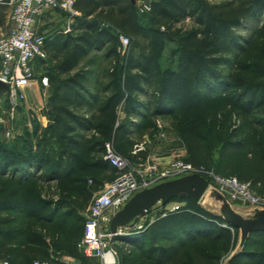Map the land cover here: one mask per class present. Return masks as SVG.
Returning a JSON list of instances; mask_svg holds the SVG:
<instances>
[{
    "label": "rangeland",
    "instance_id": "rangeland-1",
    "mask_svg": "<svg viewBox=\"0 0 264 264\" xmlns=\"http://www.w3.org/2000/svg\"><path fill=\"white\" fill-rule=\"evenodd\" d=\"M198 1L226 16H239L242 22L235 31L238 48L220 68L225 78V90L216 96L211 106L196 115L168 109L163 105L158 84L145 85V93L139 96V113L128 119L119 113L115 130L124 126L131 140L127 145L128 155H120L142 171L152 165L167 168L177 161L190 164L195 157L197 164L216 169L220 173L216 174L221 177L237 179L264 199V9H255L250 0ZM11 11V7L0 9V36L10 30L8 18ZM141 15L145 17V27L166 31V27L159 25L148 13ZM77 17H81L77 10L73 15L47 13V25L42 19L38 28L47 38L64 34L73 39L79 33L75 30ZM103 25L110 27L106 23ZM194 28L195 22L189 18L173 27L171 34L167 33L161 61L165 72L176 70L183 51L181 36L174 33L177 30L187 33ZM121 34L131 40L126 49L119 47L122 65L130 54L138 56L148 52V40ZM46 50V60L33 62L31 71L35 77L44 80L49 102L61 96L59 87L66 77L57 78L55 85L49 84V79L57 74L59 60L50 42ZM115 64L113 58H107V51H93L82 65V69L91 74L90 82L85 85L86 92L98 94L104 100L107 95L103 90L109 84L108 72ZM2 70L0 64V73ZM86 92L82 93L92 102ZM75 110L85 119L93 116L98 119L92 131L80 133L92 150L79 164L70 161L63 154L64 149L51 140L47 133L50 126L48 116L43 113L42 117L37 116L11 92H0V160L3 150L26 154L28 129L33 132L35 123L41 127L37 156L21 162L18 168H0V192L5 195L4 201L0 202V235L6 234L12 242L5 256H10L14 264H31L35 260L53 264L58 259L72 257L76 253V234L79 229H84L93 198L112 178L110 170H97L93 166L104 159V149L97 144L101 133L97 127L103 118L88 107ZM259 121L260 125L257 124ZM230 203L241 210L249 207L243 202ZM31 204L38 207L34 209ZM184 205L179 201L167 206L158 205L151 215L140 220L138 227L124 229L116 247L126 262L152 264L147 259L152 249L168 247L171 242L147 235L146 229L159 217L174 213ZM231 232L232 239H208L203 234H196L198 241L189 243L187 248L189 261L197 263L200 254L205 252L218 257V264H228L239 240V237L235 239V230ZM260 250H263L260 246L250 248L251 252ZM90 261L89 264H95Z\"/></svg>",
    "mask_w": 264,
    "mask_h": 264
},
{
    "label": "trees",
    "instance_id": "trees-1",
    "mask_svg": "<svg viewBox=\"0 0 264 264\" xmlns=\"http://www.w3.org/2000/svg\"><path fill=\"white\" fill-rule=\"evenodd\" d=\"M250 5L255 9H264V0H250ZM75 10L81 17L76 18L75 30L79 33L73 39L64 34L47 38L42 31H38L45 38V50L50 42L56 49L55 57L59 60L57 74L49 79V84L55 85L58 83L57 78L66 77L59 87L61 96L58 99L54 97L49 102L47 100L42 113L50 119L47 133L51 140L64 149L63 154L70 161L77 164L85 161L92 148L80 133L92 131L95 127L94 122L98 121L97 116L90 119L81 117L76 108L88 107L90 110H96L103 118L97 127L101 131L97 144L104 149V153L105 144L113 142L117 153L126 156L127 145L131 143L129 132L124 126L119 131L115 130L118 128L116 123L120 112L126 119L139 113L141 107L139 96L145 93V85L158 84L161 100L168 109L196 115L211 106L216 101V96L225 90V78L220 68L238 48L235 31L242 26L239 16H226L198 0H153L151 11L146 13L159 25L166 27V31L162 32L160 29L145 27L143 23L145 17L132 0H77ZM54 11L66 14L59 10ZM189 18L194 20L196 28L187 33H181L180 30L174 33L181 36L183 51L176 70L165 72L161 61L166 49V35L171 34L173 27ZM104 23L110 27L104 26ZM119 33L148 40V52L140 53L138 56L130 54L122 65L119 50L121 45L119 37L122 34L118 36ZM95 50L107 51V58H113L116 63L108 72L109 84L103 90L107 95L104 100L98 94L86 92L85 88L90 82L91 74L89 70L82 69V65ZM34 79L44 88V80L35 76ZM83 91L91 96L92 102L87 100ZM257 124L260 125L261 122ZM40 129L37 123L33 132L28 129L29 147L26 154L3 150L0 168L7 170L18 168L21 162L35 158L40 150ZM190 164L203 166L220 174L212 167L197 164L195 157ZM93 166L97 170L105 168L110 170L112 174L110 182L117 177V171L104 159ZM4 196V192H0V202L4 201ZM174 201L185 205L174 213L159 217L145 231L147 235L162 238L171 244L168 247L153 248L147 259L152 264H218V257L205 252L200 254L197 263H191L187 248L189 243L198 241L196 234H203L208 239L223 237L232 239L234 238L232 228L221 217L205 210L191 199ZM30 206L34 209L38 207L35 204ZM83 234L84 229H79L76 234V253L70 258L82 264H89L91 261L77 248ZM235 236V239H238V230H235ZM0 238V261L9 260L10 264H14L10 256H5L12 242L6 234L0 235ZM257 246L263 250L250 251L251 247ZM65 259H58L53 264H65ZM47 262L52 264L50 261ZM122 264L130 263L122 256ZM228 264H264V232L252 234L243 252L231 259Z\"/></svg>",
    "mask_w": 264,
    "mask_h": 264
},
{
    "label": "built area",
    "instance_id": "built-area-1",
    "mask_svg": "<svg viewBox=\"0 0 264 264\" xmlns=\"http://www.w3.org/2000/svg\"><path fill=\"white\" fill-rule=\"evenodd\" d=\"M142 13L151 11L150 0H132ZM77 0H0V9L11 7L10 30L0 36V61L3 70L0 81L8 85L7 91L21 102L29 98L34 86L31 65L37 60H45V38L36 29L38 18L49 11L59 10L75 14ZM121 46L126 49L130 38L119 37ZM104 161L117 171V177L107 183L92 200L84 225V234L78 243V251L95 264H119L111 247L113 235L110 230L112 218L139 192L152 188L162 182L198 174L222 192L229 202H243L250 207H263L264 199L258 197L247 185L234 178H225L204 167H195L182 161L174 162L167 168L152 165L142 171L133 166L115 150L113 142L104 146ZM120 230L116 238L122 236ZM65 264H82L73 258L64 260ZM0 264H10L1 260ZM33 264H50L36 260Z\"/></svg>",
    "mask_w": 264,
    "mask_h": 264
},
{
    "label": "water",
    "instance_id": "water-1",
    "mask_svg": "<svg viewBox=\"0 0 264 264\" xmlns=\"http://www.w3.org/2000/svg\"><path fill=\"white\" fill-rule=\"evenodd\" d=\"M8 89V85L0 81V91ZM176 199L193 200L205 210L221 217L230 228L239 231L238 245L228 262L243 252L252 234L264 232L263 207L249 206L241 210L230 203L226 196L212 186L205 177L198 174L187 175L137 193L112 218L111 247L117 255L119 264H122V256L115 245L118 232L135 229L140 220L151 215L158 205L167 206Z\"/></svg>",
    "mask_w": 264,
    "mask_h": 264
},
{
    "label": "crops",
    "instance_id": "crops-1",
    "mask_svg": "<svg viewBox=\"0 0 264 264\" xmlns=\"http://www.w3.org/2000/svg\"><path fill=\"white\" fill-rule=\"evenodd\" d=\"M51 12H56V11H49L47 13H51ZM47 13H45L42 17L38 18L37 20L36 29L39 32L40 30L38 28V23L40 24L42 22V19H44L45 25H47V20L45 19ZM8 27L10 28L9 18H8ZM23 104H26L35 113V115L42 117L41 115L42 111L47 105V98H46V92L44 88L40 85L38 80L34 81V86H33V89L29 93V98Z\"/></svg>",
    "mask_w": 264,
    "mask_h": 264
}]
</instances>
